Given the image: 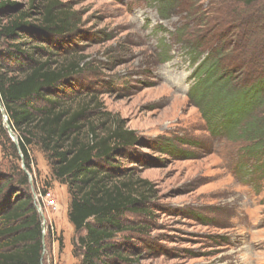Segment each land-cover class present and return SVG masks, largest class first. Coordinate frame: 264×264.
<instances>
[{
	"label": "rangeland",
	"instance_id": "rangeland-1",
	"mask_svg": "<svg viewBox=\"0 0 264 264\" xmlns=\"http://www.w3.org/2000/svg\"><path fill=\"white\" fill-rule=\"evenodd\" d=\"M9 1L21 8L31 2ZM40 1L74 14L75 35L53 43L62 51L58 54L82 69L73 81L79 96L72 104L87 105L81 139L104 137L116 128L138 138L113 164L120 169L116 175L124 174L133 187L151 190L142 206L150 215L128 218L142 231L118 237L130 248L128 264H264V176L245 150L250 143L233 141L222 131L212 135L188 98L198 64L189 43L198 28L186 3L162 19L156 0ZM220 1L191 3L193 14L206 12V31L236 27L229 15L237 17L241 7ZM30 156L29 193L42 212V264H79L73 244L85 232L75 234L68 222L67 188L53 178L38 147ZM14 163L0 153V175Z\"/></svg>",
	"mask_w": 264,
	"mask_h": 264
},
{
	"label": "trees",
	"instance_id": "trees-1",
	"mask_svg": "<svg viewBox=\"0 0 264 264\" xmlns=\"http://www.w3.org/2000/svg\"><path fill=\"white\" fill-rule=\"evenodd\" d=\"M156 1L162 19L186 3L183 8L198 28L189 43L198 64L188 98L202 111L212 135L222 131L233 141L250 143L245 150L264 176V0H221L241 7L237 17L229 15L236 27L208 31L206 12L193 14L191 3L198 0ZM34 3L21 8L0 0V106L17 139L16 146L0 113V153L15 162L12 171L0 175V264H42L43 226L29 193L32 147L45 155L53 178L67 188V219L75 234L85 232L73 244L79 264H128L130 248L118 237L142 231L128 218L150 215L142 206L151 190L133 187L124 174L116 175L120 169L113 164L138 138L116 128L104 137L81 139L87 105L72 104L79 96L73 81L82 69L75 59L58 54L62 51L53 43L75 35L74 14L53 1Z\"/></svg>",
	"mask_w": 264,
	"mask_h": 264
},
{
	"label": "water",
	"instance_id": "water-1",
	"mask_svg": "<svg viewBox=\"0 0 264 264\" xmlns=\"http://www.w3.org/2000/svg\"><path fill=\"white\" fill-rule=\"evenodd\" d=\"M0 113H1V117H2L3 127L7 131L10 140L17 146V139L14 136L12 130L10 129V127L8 125L7 117H6L5 112H4V110H3V108L1 106H0ZM21 159H22V157H21ZM21 169L23 171L25 170L24 169V165H23V161L21 162ZM28 178H29V183H31L32 180H31L30 176ZM33 198L36 200V196L35 195L33 196ZM35 207H36V210H37L38 214L40 216H42L41 208L38 205H35ZM42 226H43V223H42ZM42 235H44V230L42 231Z\"/></svg>",
	"mask_w": 264,
	"mask_h": 264
},
{
	"label": "built area",
	"instance_id": "built-area-1",
	"mask_svg": "<svg viewBox=\"0 0 264 264\" xmlns=\"http://www.w3.org/2000/svg\"><path fill=\"white\" fill-rule=\"evenodd\" d=\"M50 197V195L49 194H46L45 196H44V198H49ZM46 201H47V199H45ZM48 202V201H47ZM49 203V206H51V207H54L55 206V203H54V201L52 200V201H50V202H48ZM40 207V206H39Z\"/></svg>",
	"mask_w": 264,
	"mask_h": 264
}]
</instances>
